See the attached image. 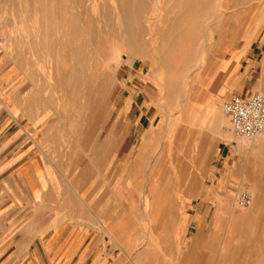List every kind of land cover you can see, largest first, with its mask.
<instances>
[{"label": "rangeland", "instance_id": "374dc122", "mask_svg": "<svg viewBox=\"0 0 264 264\" xmlns=\"http://www.w3.org/2000/svg\"><path fill=\"white\" fill-rule=\"evenodd\" d=\"M194 1L0 0V140H12L17 126L29 124L22 115L46 111L65 120L73 116L78 122H100L103 132L117 120L122 135L126 130L122 125L131 117L130 88L136 73L149 97L143 105L152 108L153 126L149 131L145 126L135 147L138 151L144 138L151 151L150 158L136 163L139 183L153 182L152 190L139 192L146 193L141 197L146 208L178 205L183 191L179 183L212 177L210 169L224 147L229 151L224 161L239 162L234 177L242 185L235 198L241 192L251 193V203H264V132L246 140L251 145L260 142L259 147L239 150L237 140L243 138L223 111L233 96L247 98L262 89L264 94V0H208L207 8L193 10ZM250 65L252 73L246 71ZM214 103L223 114L221 132L231 139L209 129L216 123L211 113ZM161 217L156 213V223ZM156 223L149 218L141 222V248L158 244L153 238ZM149 257L143 256V262Z\"/></svg>", "mask_w": 264, "mask_h": 264}, {"label": "crops", "instance_id": "0c3cea01", "mask_svg": "<svg viewBox=\"0 0 264 264\" xmlns=\"http://www.w3.org/2000/svg\"><path fill=\"white\" fill-rule=\"evenodd\" d=\"M134 76L122 135L117 120L103 132L46 111L22 115L29 124L0 140V264H264V203H235L242 182L227 147L212 177L179 183L178 205L146 208L139 192L153 182L139 183L136 163L151 151L144 138L135 147L152 108ZM148 218L158 244L141 248Z\"/></svg>", "mask_w": 264, "mask_h": 264}, {"label": "built area", "instance_id": "2783aa9c", "mask_svg": "<svg viewBox=\"0 0 264 264\" xmlns=\"http://www.w3.org/2000/svg\"><path fill=\"white\" fill-rule=\"evenodd\" d=\"M223 111L230 120L233 131L246 140H254L264 132V95L253 93L244 98L233 96L223 104ZM253 199L251 193L241 192L236 197V203L241 207L250 205Z\"/></svg>", "mask_w": 264, "mask_h": 264}, {"label": "bare ground", "instance_id": "6f19581e", "mask_svg": "<svg viewBox=\"0 0 264 264\" xmlns=\"http://www.w3.org/2000/svg\"><path fill=\"white\" fill-rule=\"evenodd\" d=\"M49 1H50V0H49ZM51 1H52V0H51ZM71 1H72V0H71ZM73 1H74V0H73ZM88 1H89V0H88ZM91 1H92V0H91ZM99 1H100V0H99ZM115 1H116V0H115ZM119 1H120V0H119ZM124 1H125V0H124ZM207 1H208V0H196V1H194V3L192 4L193 10H194L195 7H198V6H201V7H203L204 9L207 8V7H208V6H207V4H208ZM42 2H43V0H42ZM54 2H55V1H54ZM65 2H66V1H65ZM84 2H85V1H84ZM59 3H60V1H59ZM93 3H94V2H93ZM100 3H101V2H100ZM118 3H119V2H118ZM94 4H95V3H94ZM94 4H93V5H94ZM102 4H103V3H101V5H102ZM104 4H106V3H104ZM10 5H12V3H11ZM61 5H62V4H61ZM70 5H71V4H70ZM90 5H91V4H90ZM90 5H89V6H90ZM101 5H100V6H101ZM123 5H124V3H123ZM19 6H20V5H19ZM42 6H43V5H42ZM45 6H46V5H45ZM45 6H44V7H45ZM55 6H56V5H55ZM59 6H60V4H59ZM94 6H95V5H94ZM94 6H92V7L94 8L93 10H95V8H96V7H94ZM108 6H110V5L108 4ZM120 6H121V4H120ZM125 6H126V5H125ZM10 7H11V6H10ZM44 7H43L42 10H44ZM52 7H53V6H52ZM52 7H51V9H52ZM62 7H63V6H62ZM70 7H71V6L68 5V8H70ZM92 7H90V9H91ZM98 7H99V6H98ZM103 7H104V6H102V9H104ZM121 7H122V6H121ZM189 7H190V6H189ZM210 7H211V5H210ZM53 8H54V7H53ZM68 8H67L66 13H67V12L69 13ZM105 8H107V7L105 6ZM108 8H109V7H108ZM110 8H111V7H110ZM119 8H120V7H119ZM55 9H56V8H55ZM62 9H63V8H62ZM74 9H75V8H74ZM86 9H87V8H86ZM90 9H88V10H90ZM97 9H98V8H97ZM111 9H112V8H111ZM111 9H109V10H111ZM121 9H122V8H121ZM141 9H142V8H141ZM22 10H23V9H22ZM45 10H46V8H45ZM65 10H66V9H65ZM99 10H101V9L99 8ZM99 10H98V11H99ZM104 10H105V9H104ZM109 10L107 9L106 14H107V12H109ZM95 11H96V10H95ZM112 11H114V10H112ZM189 11L192 12L191 9H189ZM22 12H23V11H22ZM22 12H21V13H22ZM53 12H54V11H53ZM61 12H62V11H61ZM63 12H64V10H63ZM63 12H62V14H63ZM71 12H72V14L74 13L73 11H71ZM99 12H101V11H99ZM114 12H115V11H114ZM119 12H120V11H119ZM123 12H124V9L122 10V15L124 14ZM193 12H194V11H193ZM17 13H19V12H17ZM59 13H60V11H59ZM94 13H95V12H94ZM104 13H105V11H104ZM110 13H111V12H110ZM110 13H108V14L110 15ZM46 14H47V13H45V16H46ZM53 14H54V13H53ZM53 14H52V15H53ZM55 14H56V13H55ZM90 14H91V13H90ZM92 14H93V11H92ZM92 14H91V15H92ZM108 14L106 15L107 17L105 16L106 18H108L107 21H109V17L111 16V15L109 16ZM113 14H115V13H112V15H113ZM217 14H218V13H217ZM23 15H24V14H23ZM74 15H75V14H74ZM77 15L80 17L79 14H76V17H77ZM94 15H98V12H97V14H94ZM125 15H126V14H125ZM219 15H220V14H219ZM47 16H48V15H47ZM47 16H46V17H47ZM54 16H55V15H54ZM54 16H53V17H54ZM63 16H64V15H63ZM67 16H69V14H67ZM88 16H89V15H88ZM100 16H101V15H100ZM108 16H109V17H108ZM114 16H115V15H114ZM114 16H113V17H114ZM127 16H128V15H127ZM220 16H221V15H220ZM50 17H51V16H50ZM70 17H71V16H70ZM76 17H75V18H76ZM93 17H94V16H93ZM105 17H104V18H105ZM120 17H121V16H120ZM124 17H126V16H124ZM124 17H123V18H124ZM128 17H129V16H128ZM44 18H45V17H44ZM89 18H90V17H89ZM91 18H92V17H91ZM110 18H112V17H110ZM114 18H115V17H114ZM126 18H127V17H126ZM126 18H125L124 20H126ZM55 19H56V18L54 17V20H55ZM68 19H69V18H68ZM97 19H98V17L96 18V20H97ZM119 19H120V18H119ZM215 19H216V18H215ZM62 20H65V19H62ZM71 20H72V19H71ZM91 20H93V19H91ZM91 20H90V22H91ZM49 21H50V20H49ZM49 21H48V23H49ZM69 21H70V19H69ZM78 21H80V20H78ZM107 21H105V22H107ZM50 22H53V21L51 20ZM72 22H75V20H74V21L72 20L71 23H72ZM84 22H87V21L85 20ZM97 22H98V21H97ZM105 22H103V20H102V23H105ZM109 22L111 23V19H110ZM109 22H108V23H109ZM112 22H113V21H112ZM119 22H120V21H118V23H119ZM127 22H128V21H127ZM53 23H54V22H53ZM59 23H60V22H59ZM75 23H76V22H75ZM79 23H80V22H79ZM177 23H178V22H177ZM43 24H44V21H43ZM46 24H47V21H46ZM51 24H52V23H51ZM73 24H74V23H73ZM98 24H99V23H98ZM121 24H122V23L120 22L119 25L121 26ZM68 25H69V22H68ZM68 25H67V26H68ZM91 25H92V24H91ZM94 25H95V23H94ZM96 25H97V23H96ZM99 25H100V24H99ZM99 25H98V27H99ZM104 25H105V24H104ZM114 25H115V24H114ZM116 25H117V24H116ZM116 25H115V26H116ZM123 25H124V24H123ZM126 25H127V23H126ZM130 25H131V24H130ZM43 26H44V25H43ZM59 26L61 27V25H59ZM65 26H66V25H65ZM69 26H70V25H69ZM75 26H76V24H75ZM75 26H74V27H75ZM80 26H81V25H80ZM85 26H87V25H85ZM106 26H109V24L106 25ZM115 26H114V27H115ZM117 26H118V25H117ZM120 26H118V28H120ZM127 26H128V25H127ZM52 27H53V24H52ZM60 27H59V29H61ZM78 27H79V26H78ZM87 27H88V26H87ZM100 27H101V25H100ZM100 27H99V28H100ZM124 27H126V26H124ZM128 27L131 28V26H128ZM128 27H127V28H128ZM45 28H46V26H45ZM71 28H72V27H71ZM82 28H83V27H82ZM91 28H92V27H90L89 30H90V31H91V30L93 31L94 29H91ZM95 28H97V26H96ZM102 28H104L103 25H102ZM65 29H66V28H65ZM77 29H78V28H77ZM79 29H80V28H79ZM123 29H124V28H123ZM123 29H122V30H123ZM161 29H163V28H161ZM42 30H43V29H42ZM72 30H73V29H72ZM122 30H120V31H122ZM128 30H130V29L128 28ZM205 30H206V29H205ZM44 31H45V30H44ZM82 31H83V30H82ZM124 31H125V30H124ZM186 31H187V30H186ZM186 31H183V33L185 34ZM45 32H46V31H45ZM59 32H60V31H59ZM76 32H78V30H77ZM106 32L109 33L108 31H106ZM106 32H105V33H106ZM126 32H127V30H126ZM128 32L131 33L130 31H128ZM128 32H127V33H128ZM189 32H190V36H191V35H194V34L196 33V32H193V31H192V32L189 31ZM189 32H188V33H189ZM51 33H52V32H51ZM127 33H126V36H125L126 38H127ZM183 33H180V34L183 35ZM42 34H43V33H42ZM53 34H54V32H53ZM53 34H52V35H53ZM61 34H62V32H61ZM117 34H118V33H117ZM120 34H121V33H120ZM122 34H123V32H122ZM50 35H51V34H50ZM63 35H64V34H63ZM128 35H129V34H128ZM186 35H188V34H186ZM195 35H196V34H195ZM195 35H194V36H195ZM41 36H43V35H41ZM58 36H59V35H58ZM58 36H57V37H58ZM61 36H62V35H61ZM94 36H95V35H94ZM108 36H109V35H108ZM123 36H124V35H123ZM139 36H140V35H139ZM57 37L55 36V39H56ZM65 37H66V36H65ZM53 38H54V36H53ZM60 38H61V37H60ZM68 38H69V37H68ZM98 38H99V37H98ZM126 38H125V39H126ZM110 39H111V37H110ZM95 40H96V38H95ZM126 40H127V39H126ZM175 40H177V39H175ZM46 41H47V40H46ZM54 41H55V40H54ZM65 41H66V40H65ZM56 42H57V40H56ZM93 42H95L94 39H93ZM41 43H42V41H41ZM58 43H59V42H58ZM58 43H57V44H58ZM66 43H67V41H66ZM96 43H97V42H96ZM127 43H128V41H127ZM172 43H174V44H173L174 48H176V47L178 46V45H177V46L175 47V45H176V43H177L176 41L173 40ZM55 44H56V43H55ZM59 44H60V43H59ZM93 44H94V43H93ZM37 45H38V43H37ZM53 45H54V44H53ZM42 46H43V43H42V45H41V49H42ZM56 46H57V45H56ZM64 46H65V45H64ZM127 46H128V45H127ZM75 47H76V45H75ZM97 47H98V46H97ZM171 47H172V46H171ZM43 48H44V47H43ZM53 48L55 49L56 47L54 46ZM67 48H69V47L67 46ZM94 48H95V46H94ZM98 48H99V47H98ZM69 49H70V48H69ZM130 49H131V48H130ZM42 50H43V49H42ZM44 50H45V49H44ZM58 50H59V49H58ZM116 50H117V49H116ZM131 51H132V50H131ZM139 51H140V49H139ZM139 51H137V52H139ZM46 52H47V51H46ZM53 52H54V51H53ZM56 52H57V51H56ZM70 52H71V51H70ZM115 52H117V51H115ZM142 52H143V51H141V53H142ZM47 53H49V52H47ZM71 53H72V52H71ZM111 53H112V55H113L114 51L111 50ZM141 53H140V54H141ZM201 53H202V52H201ZM55 54H56V53H55ZM55 54H54V55H55ZM136 54H137V53H136ZM140 54H139V55H140ZM141 55H142V54H141ZM68 56H69V54H68ZM71 56H73V55H71ZM54 57H55V56H54ZM80 57H81V56H80ZM68 58H69V57H68ZM49 59H50V57H49ZM72 59H73V58H72ZM78 60H79V59H78ZM72 61H74V60H72ZM82 61H83V60H82ZM197 63H198V62H197ZM263 67H264V66H263ZM263 71H264V68H263ZM191 72H192V71H191ZM263 78H264V76H263ZM263 78H262V79H263ZM262 82H263V80H262ZM263 83H264V82H263ZM260 84H261V83H260ZM257 88H258V87H257ZM262 90H263V89H262ZM262 90L257 91V93L262 94V93H261ZM263 95H264V94H263ZM188 101H189V100H188ZM188 101H187V102H188ZM180 104H181V103H180ZM189 104H190V103H189ZM196 105H197V104H196ZM192 106H193V105H192ZM206 106H207V105H206ZM206 106H205V107H206ZM201 107H202V106H201ZM205 107H204V108H205ZM217 107H218V106H216L215 103L211 105V113H212L213 119H215L216 123H215L214 126H211V128H209V129H211L213 133L215 132V133H217L218 135L220 134L222 139H225V138H226V139H227V138H228V139H231L230 136L223 135L222 132H221V129H220V128H221V125H222V115H223V114H222L221 112L219 113V110H218L219 107H218V108H217ZM185 108H188V107H185ZM190 108H191V107H190ZM198 109H199V107H198ZM183 110H184V109H183ZM186 110H187V109H186ZM209 110H210V109H209ZM184 111H185V110H184ZM208 112H209V111H208ZM198 113H199V112H198ZM198 113H197V114H198ZM217 113H218V114H217ZM183 114H184V113H183ZM191 114H192V113H191ZM210 115H211V114H210ZM182 116H183V115H182ZM183 117H184V116H183ZM208 117H209V116H208ZM194 119H195V118H194ZM194 119H192L193 122H194ZM206 119H207V118H206ZM195 120H196V119H195ZM184 121H185V119H184ZM204 121H205V120H204ZM204 121H203V122H204ZM187 122H188V119L186 118V123H187ZM193 122H192L191 126L194 124ZM183 123H184V122H183ZM183 125H185V123H184ZM186 125H187V124H186ZM192 127H193V126H192ZM194 127H195V126H194ZM200 127H201V126H200ZM203 127H204V126H203ZM206 128L208 129V127H206ZM210 132H211V131H210ZM262 134H263V133H262ZM262 134H260L257 138H259ZM231 137H232V136H231ZM257 138H256V139H257ZM217 140H218V139H217ZM232 140H233V139H232ZM261 140H262V139H261ZM219 141H220V140H219ZM252 144H253V145H251L250 143H246V139L244 140V138H243L242 140H237V145L239 146L240 149H244L245 146H246V147H251V148L256 149L257 147H259L260 142L257 141V142L252 143ZM143 148H144V147H143ZM200 163H201V162H200ZM201 168H202V167H201Z\"/></svg>", "mask_w": 264, "mask_h": 264}]
</instances>
